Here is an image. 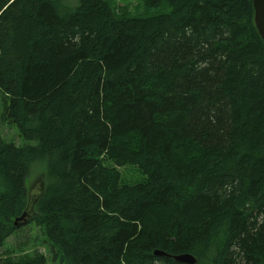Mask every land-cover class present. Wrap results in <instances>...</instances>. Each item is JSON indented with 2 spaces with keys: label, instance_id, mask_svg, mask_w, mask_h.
I'll return each instance as SVG.
<instances>
[{
  "label": "trees",
  "instance_id": "trees-1",
  "mask_svg": "<svg viewBox=\"0 0 264 264\" xmlns=\"http://www.w3.org/2000/svg\"><path fill=\"white\" fill-rule=\"evenodd\" d=\"M137 1L169 11L0 0L1 120L36 141L0 131V253L27 212L49 256L8 248L0 264H181L155 249L264 264V42L252 0ZM126 165L144 179L123 182Z\"/></svg>",
  "mask_w": 264,
  "mask_h": 264
},
{
  "label": "rangeland",
  "instance_id": "rangeland-1",
  "mask_svg": "<svg viewBox=\"0 0 264 264\" xmlns=\"http://www.w3.org/2000/svg\"><path fill=\"white\" fill-rule=\"evenodd\" d=\"M75 0H66L68 4H76L72 3ZM77 2V1H76ZM115 3H119V7L126 8L129 11V16L140 17V16H149L158 13H166L169 11V7L163 3L155 6H146L143 3L137 0H115ZM113 4V1H112ZM73 6V5H71ZM127 6V7H126ZM118 9V7L116 8ZM3 111V106L0 105V131L2 136L6 141H13L16 145H24V144H35V140H28L24 138L23 135L20 134L19 128L16 124H11L1 120V113ZM3 123V124H2ZM121 173V179L126 183H136L142 181L144 179L143 174L139 171V169L134 165H126L119 168ZM34 178H37V174ZM28 183V193L30 197L39 193L41 189V179L40 177L27 181ZM27 233V237L25 235ZM44 236L41 229L35 224L33 220H29V218L20 224V227L10 235L4 242L2 253H0V258L5 257L4 253L6 249H11L13 258L18 256H22L25 253H32L34 251H39L48 256V246L43 242ZM11 243V244H10ZM13 249V250H12ZM49 259V256L47 257ZM48 264H56L50 263ZM59 264V263H58ZM156 264H161L157 262Z\"/></svg>",
  "mask_w": 264,
  "mask_h": 264
},
{
  "label": "water",
  "instance_id": "water-1",
  "mask_svg": "<svg viewBox=\"0 0 264 264\" xmlns=\"http://www.w3.org/2000/svg\"><path fill=\"white\" fill-rule=\"evenodd\" d=\"M252 2H253V9H254V15H253L254 25L257 29L259 36L264 42V0H252ZM40 179L42 181V175L40 176ZM26 216H27V212L19 216L17 219L18 220L24 219ZM154 254L172 256L175 260L179 262H183V263H188V264L194 263V260H195V258L188 253H183L179 255H169L163 251L154 250Z\"/></svg>",
  "mask_w": 264,
  "mask_h": 264
},
{
  "label": "bare ground",
  "instance_id": "bare-ground-1",
  "mask_svg": "<svg viewBox=\"0 0 264 264\" xmlns=\"http://www.w3.org/2000/svg\"><path fill=\"white\" fill-rule=\"evenodd\" d=\"M40 185H41V183H40ZM25 212H23L22 214H24ZM21 216V215H20ZM18 218V217H17ZM15 219L14 220V223H17L18 221L20 222L19 224H22L23 222H25L27 219H28V217L26 216L24 219H20V220H18V219ZM155 250H158V249H155ZM160 251H162V250H160ZM163 252H165V251H163ZM165 253H167V252H165ZM167 254H169V253H167ZM181 254H183V253H181ZM188 254H190V253H188ZM153 255L154 256H157V257H167V258H172L175 262H177V263H181V264H188V263H183V262H179V261H177V260H175L172 256H164V255H156V254H154V251H153ZM169 255H172V254H169ZM176 255H179V254H176ZM190 255H192V254H190ZM193 256V255H192ZM194 257V256H193ZM195 258V257H194ZM196 263V258H195V260H194V263H192V264H195Z\"/></svg>",
  "mask_w": 264,
  "mask_h": 264
}]
</instances>
